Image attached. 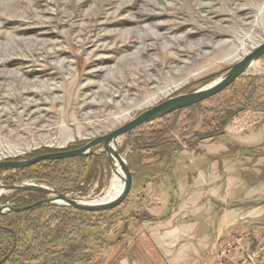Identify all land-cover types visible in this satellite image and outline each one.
<instances>
[{
    "label": "rangeland",
    "instance_id": "1",
    "mask_svg": "<svg viewBox=\"0 0 264 264\" xmlns=\"http://www.w3.org/2000/svg\"><path fill=\"white\" fill-rule=\"evenodd\" d=\"M263 42L264 0H0V161L80 148L213 83ZM117 147L131 175L126 199L88 215L41 206L27 218L38 238L19 236L22 256L7 264L62 263L72 247L78 264H102L111 247L115 258L152 246L148 236L163 264H264V56ZM101 150L40 174L69 199L98 202L114 175ZM14 174L0 170V185L52 186ZM45 198L6 193L0 206ZM8 244L0 233V258Z\"/></svg>",
    "mask_w": 264,
    "mask_h": 264
},
{
    "label": "water",
    "instance_id": "2",
    "mask_svg": "<svg viewBox=\"0 0 264 264\" xmlns=\"http://www.w3.org/2000/svg\"><path fill=\"white\" fill-rule=\"evenodd\" d=\"M264 56V42L259 44L256 48L245 54L235 64L231 65L225 73L213 83L189 94H182L172 96L159 104L145 110L129 122L120 126L119 128L109 132L108 134L95 138L80 148L71 150L61 149L56 152L36 155L31 158L22 160H3L0 161V170H9L16 172L45 161H61L73 158H86L93 154V150L99 146L102 147L101 153L105 156L106 162L113 171V165L116 163L122 174V190L119 196L109 202H102L96 204H88L87 202H77L67 198L61 194L54 187L42 186L30 183H21L10 186L0 185V199L6 193L20 192L33 193L46 197L32 205L12 208L9 206H0V217L6 214H16L44 205H59L70 210L86 213H97L112 210L118 207L128 196L131 187V175L126 161L123 159L117 148V142L130 135L139 128L158 121L175 112L188 109L201 102H204L213 96L219 94L229 86H231L237 79L245 76L247 71L256 64L260 58Z\"/></svg>",
    "mask_w": 264,
    "mask_h": 264
},
{
    "label": "trees",
    "instance_id": "3",
    "mask_svg": "<svg viewBox=\"0 0 264 264\" xmlns=\"http://www.w3.org/2000/svg\"><path fill=\"white\" fill-rule=\"evenodd\" d=\"M175 113H177V112H175ZM170 115H172V114H170ZM66 150H71V149H66ZM51 152L52 151L45 152V153H51ZM54 152H56V151H54ZM45 153H42V154H45ZM38 155H40V154H38ZM34 156H36V155H34ZM34 156H32V157H34ZM87 158H89V157L73 158V159H66V160H61V161H45V162H41V163L32 165L30 167L19 169L15 172V174H18L19 172H22V173L28 172V175L25 178L19 179L17 182H21L23 180H29V181L38 182V183H49L52 186H54L61 194H64L63 192H65V191L59 186L58 181H55L53 178L47 177L44 174L41 175L40 172L45 168L48 169L47 170L48 173L50 172L49 170L55 171V164H58V163L63 162V161L76 162V160L87 159ZM53 165H54V167H53ZM6 171H9V170H6ZM13 194L17 195L20 193L19 192H13ZM29 195L40 196V195L33 194V193H29ZM41 209H42V207H37V208L30 209L28 211H24L21 213L6 214V215H3L0 217V233H4L5 235H7L8 240H9L8 248H7L6 252H4V254L0 258V264H7L8 262H10L9 260L13 259V257H15L17 259L21 258L22 255L18 254L16 252V248L18 247V242H19V236H23V235L26 236L27 234H29V232H34L35 237L38 238L39 234L37 232V229H38L37 226H34V228H31L29 226V224L27 225V218L32 213H34L38 210H41ZM104 212H106V211H104ZM104 212H97V213L80 212V213H84V214L88 215V214H98V213H104ZM23 225L27 226V230H25V231L21 230L23 228ZM54 255H56V254H53V257H54ZM59 259L62 263H56V262L53 263L52 262L51 264H78L79 261L78 260L76 261V247L66 249V253H64V252L61 253ZM16 261L17 260H13L14 264H16Z\"/></svg>",
    "mask_w": 264,
    "mask_h": 264
},
{
    "label": "crops",
    "instance_id": "4",
    "mask_svg": "<svg viewBox=\"0 0 264 264\" xmlns=\"http://www.w3.org/2000/svg\"><path fill=\"white\" fill-rule=\"evenodd\" d=\"M144 233H140L141 237H144L147 235L146 231H143ZM148 236V235H147ZM150 239V243L152 246L150 247H130V248H121L125 249L127 251V254L123 252L124 254L117 255L115 258L111 255H115V252H117L116 247H111L104 256V261H109L111 259L115 260L113 262L109 261L102 264H163L160 259V255L158 253H161V248L157 246L156 242L154 240ZM129 250V251H128ZM192 254V251H191ZM119 256V257H118ZM89 264V263H87Z\"/></svg>",
    "mask_w": 264,
    "mask_h": 264
},
{
    "label": "bare ground",
    "instance_id": "5",
    "mask_svg": "<svg viewBox=\"0 0 264 264\" xmlns=\"http://www.w3.org/2000/svg\"><path fill=\"white\" fill-rule=\"evenodd\" d=\"M247 53H245V54H247ZM244 55H242L241 57H243ZM241 57H239V58H241ZM253 66H255V64ZM113 174H114L113 175V179H112V181L110 183L109 190L106 192L105 196L103 198H101L100 201H98V202H90L88 204H96V203H102V202H109V201H112V200L116 199L119 196V194L121 193L123 184H122V181H121L122 180L121 179L122 178V174H121V171H120L119 166L116 163H114V165H113Z\"/></svg>",
    "mask_w": 264,
    "mask_h": 264
}]
</instances>
